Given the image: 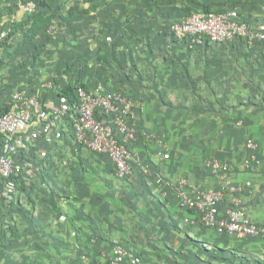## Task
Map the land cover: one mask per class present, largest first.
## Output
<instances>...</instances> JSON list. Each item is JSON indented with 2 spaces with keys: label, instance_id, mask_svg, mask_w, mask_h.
Listing matches in <instances>:
<instances>
[{
  "label": "rangeland",
  "instance_id": "obj_1",
  "mask_svg": "<svg viewBox=\"0 0 264 264\" xmlns=\"http://www.w3.org/2000/svg\"><path fill=\"white\" fill-rule=\"evenodd\" d=\"M28 1L0 0V108L10 106L14 94L24 87L46 94L44 96L59 92L70 82H87L93 88L103 90L127 91L135 98L147 128L169 132L173 151L176 150L181 159L183 156L180 171L186 172L185 164L190 161L188 167L195 171L197 178L210 177L207 160L209 154L219 149L232 152L239 159L246 154L242 144L248 136L258 138L261 148L264 146V41L253 45L226 43L197 50L188 48L187 44L175 39L172 27L203 8L196 3L193 12L168 28L167 34L177 47H166L170 53L165 48L158 51L164 54V62L157 68L150 66L142 73L136 48L154 42L156 37V41L160 39V45L165 46L168 37H159L161 32L158 31L147 32L144 37L135 35L140 31L132 30L139 26L132 23L140 20L132 21L129 13L135 11H129L122 4L136 7L139 0H50L49 6L43 7L46 15L51 17L49 22L29 41L33 30L31 24L17 29L30 17L24 9ZM141 1L146 4L149 0ZM226 3L227 8L239 11L243 7V12L254 24H264V12L257 7L258 2L227 0ZM149 10L148 6L142 8L143 12ZM151 35H155L154 38ZM129 45L135 51L125 48ZM132 54L136 61L130 56ZM147 115L157 118L156 127L150 126L152 121L146 123ZM67 132L69 130H63V138ZM261 150L264 154V147ZM68 168H83L87 172L86 165L80 161L75 165L71 163ZM259 169L264 170V160ZM257 181L260 191L264 188V172ZM199 182L210 186L206 185L208 180ZM64 196H56L57 212L50 210L46 216L53 215L55 220L61 211L66 216L61 203ZM4 199L0 202V264L100 263L98 251L91 250L93 247L65 250L66 253L64 250L27 248L33 246L31 241L42 247L41 240H32L25 235L19 238L22 230L28 232L36 228L30 226L28 229L27 223L19 227L13 222L16 211L13 212L12 204L15 201L11 197ZM31 201L32 197L28 202ZM23 211L26 214L25 208ZM60 216L58 220H61ZM118 221L85 224L88 242L92 237L107 240V234L114 239L124 233L129 237L136 236L131 244L116 241L141 252L149 264H264V245L254 246L226 236L220 241L221 235L214 229L195 227L192 250H165L162 242L154 240L152 223H140L132 217H120ZM66 229H69L68 225ZM108 240L110 245L114 242ZM237 250L244 252L236 255Z\"/></svg>",
  "mask_w": 264,
  "mask_h": 264
},
{
  "label": "built area",
  "instance_id": "obj_2",
  "mask_svg": "<svg viewBox=\"0 0 264 264\" xmlns=\"http://www.w3.org/2000/svg\"><path fill=\"white\" fill-rule=\"evenodd\" d=\"M24 9L34 13L36 4L28 3ZM172 33L175 39L195 50L226 43L253 45L264 41V24H249L233 7L222 12L201 9L176 22ZM44 95L27 87L19 89L10 110L0 114V198L10 195L9 181L30 183L45 170L50 149L67 128L89 152L108 155L117 178L132 181L138 168L145 176L153 175L162 188L159 200L174 198L191 214L186 222L214 229L221 235L264 238V221L257 222L250 215L242 197L244 189L249 190L253 183L235 182L229 161L210 157L208 168L219 182L216 186H204L187 177L173 180L136 158L133 144L140 134V108L130 93L77 83L74 99L60 91ZM65 120L66 128L62 124ZM142 135L149 141H159L160 148L165 149L157 133L143 131ZM246 147L249 153L243 165L248 171L261 164L262 148L252 137L247 139ZM162 158L171 159V151L166 148ZM99 264L149 263L139 252L115 241L100 251Z\"/></svg>",
  "mask_w": 264,
  "mask_h": 264
},
{
  "label": "crops",
  "instance_id": "obj_3",
  "mask_svg": "<svg viewBox=\"0 0 264 264\" xmlns=\"http://www.w3.org/2000/svg\"><path fill=\"white\" fill-rule=\"evenodd\" d=\"M157 1L158 0H149L146 4H143V1L139 0L136 2V7H133L129 3L122 4L124 5V8L127 7L129 11H135L134 13H129V15H132V21L136 18L140 20L135 23L131 22L132 24L139 26L132 30L140 31L135 35L144 37L143 35L147 32L158 31L161 32L159 37H168L165 40V42H167L165 46L160 45V39L156 41L157 37L154 39V42L148 44L145 43V46H142L141 44V46L139 45L140 47L137 46L139 48L136 49L139 51H137L136 57L139 59L138 62L140 63V68L143 69L142 73L145 69L149 70L150 66L157 68V65L164 62V54L158 53V51H162L163 48H165L166 51H169L166 47L173 49L177 47V45L175 46L176 42L172 41L167 34V31L169 30L168 28L176 20L193 12L196 3L202 6L207 4L212 8L226 7L227 5V3L225 4L227 0ZM252 1L258 2L257 7L260 8V11L264 12V0ZM154 2H156V5H153ZM244 4L245 3H243V6ZM237 5L240 7V4ZM144 6L150 7L151 10L143 12L142 8ZM135 8L140 9L135 10ZM242 8H240L241 16L254 23L249 16L243 12ZM124 15L127 16L128 13H125ZM255 22L257 21L255 20ZM154 36L155 35H151V38H154ZM125 48L131 50L130 52L135 51L131 45L128 47L125 46ZM168 53H170V51ZM130 56H133L135 59L134 54ZM147 119L148 121H146V123L152 121V125L150 126H157L156 117L147 115ZM138 122L140 134L137 141L133 144V151L137 159H140L146 164H150L155 169L157 168L173 180H178L182 178V176H186L195 181L207 182L208 180L209 184L206 185L216 186L218 184L219 178L216 175L211 174L210 170V177L197 178L195 171L193 172L190 169L191 167H188L191 165L190 161L185 164L187 165L188 170L186 172L180 171V169H182L180 168V164L183 163V156L181 159L178 152L176 150L173 151V146L169 142L171 138L168 140L169 132L166 130L161 131L155 128H147L145 119L143 118V115L140 116V113ZM62 124L66 128L68 121L65 120ZM67 130H69V133L67 132V135L64 138L61 134L55 141V145L50 149L48 165L40 175L30 183L23 181H9L7 183V187L10 189V195L7 196V198L11 197L15 201V203L12 204V209H15L13 212H16L13 215L12 221L18 224V226L27 223L29 227L28 229H30V226H33L32 229L36 228V230L34 229L35 231L30 230L25 232V230H22L23 234H21V237L19 238L22 239V237H24L23 235H25V237L28 236L29 239L32 240H41L40 243L42 244V247L39 244L34 243L35 241H31L33 246L29 245L27 248H31V250H64V253H66L65 250H89L93 247L91 250H96V253L98 251L97 258L99 260L100 251L108 248V245H110L108 239L114 242L116 240H123V242L131 244V240H136V236L129 237L124 233L122 236L114 239V237H111L112 235L109 236L107 234V240L105 238L95 240V238L92 237L91 242H88L86 233L84 232V225L88 224V226H91L102 220L117 222L120 217H132L136 218V221L140 223L144 221L152 223L155 232L154 240L162 242L165 250H192L193 243L191 238L192 235H194L195 227L202 226L186 222V219L190 217L191 214L182 209L174 198L159 200L160 185L156 184L153 175L145 176L142 174L141 169L138 168L136 170L135 178L132 181L117 178L113 170V164L108 155L89 152L84 147H81L74 139L70 129L66 128V131ZM143 131L157 133L166 145L165 149L167 148L171 151L172 158L164 160L162 158V153L165 149L160 148L159 141H149L143 137ZM248 137H252L257 141L259 140L254 136ZM247 138L242 144L246 149V154L243 158L238 159L234 153L225 152L223 149H219L216 152L209 154V157H218L229 161L232 164L234 181L240 185H244L247 180L252 181L253 186L249 190L244 189L242 197L250 215L257 222H263L264 188L258 191L260 185L257 180L259 175H262L264 172V170L259 169L264 160V154L261 152L259 154L262 159L260 165L255 166L251 170H245L243 164L249 153L246 147ZM236 153L238 154L239 152ZM190 159L188 158V160ZM77 161L83 162L86 165L87 172H85L86 170H83V168L80 170L78 168H68L71 163L72 165H75ZM23 183H26V185ZM62 195L64 196L61 197L63 201L61 202L62 209L64 208L66 210V216L63 215L64 211L59 213V215H61L59 219L61 220H58L59 215H57V219L55 218V220L53 215H51V217L46 216L50 210L57 212V208L55 207L57 202L56 196L59 198ZM31 197L33 198V201L29 203L28 200L30 201ZM3 200L6 199H0V202ZM2 206L4 205L1 204V207ZM23 208L27 210L26 214L24 213ZM28 211L30 212L29 216ZM62 216L65 218L62 219ZM34 224H36L37 227H34ZM66 225H68L69 229H66ZM63 226H65V228ZM54 227H56L55 230H53ZM203 229L206 228L202 227V230ZM223 236L225 237L226 235H221L220 241H224ZM226 237L236 241H243L242 243L250 242V244L252 243L254 246H258V244L264 245V240L258 237ZM243 252V250H237L236 255ZM260 263L263 264L262 262Z\"/></svg>",
  "mask_w": 264,
  "mask_h": 264
},
{
  "label": "trees",
  "instance_id": "obj_4",
  "mask_svg": "<svg viewBox=\"0 0 264 264\" xmlns=\"http://www.w3.org/2000/svg\"><path fill=\"white\" fill-rule=\"evenodd\" d=\"M34 2L36 4V11L34 13H28L27 14L30 15V17L23 23H21L19 25V27H17V29L23 28L26 25L31 24V28L32 30V35L28 37V41L31 40L34 35L45 25L49 22L50 18L48 15H46L44 8L43 7H48L50 4V0H29L28 3ZM27 3V4H28ZM227 7H220V8H212L211 6H208L207 4H205L203 6V10L206 12H210V11H216V12H222L225 11ZM241 15V12H240ZM242 17V16H241ZM243 18V17H242ZM244 19V18H243ZM246 20V19H244ZM249 24H254L248 20H246ZM242 45H245L243 43H241ZM209 46H206V48H208ZM83 85L89 86L91 87V85H89L86 82H80ZM75 84L77 83H68L66 84L63 88H61L59 91L63 96H67L69 98L74 99V88H75ZM127 92V91H126ZM129 93V92H128ZM11 108V106H7L5 108H0V114H3L7 111H9ZM82 147V146H81ZM114 170V168H113ZM2 199V198H0ZM139 254L143 255L141 252H139Z\"/></svg>",
  "mask_w": 264,
  "mask_h": 264
}]
</instances>
